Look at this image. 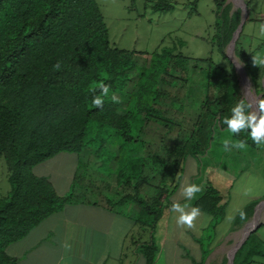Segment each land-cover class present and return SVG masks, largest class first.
<instances>
[{"label": "trees", "instance_id": "1", "mask_svg": "<svg viewBox=\"0 0 264 264\" xmlns=\"http://www.w3.org/2000/svg\"><path fill=\"white\" fill-rule=\"evenodd\" d=\"M199 1L192 3L194 8ZM213 1L217 34L209 43L220 55L218 66L212 55L185 57L176 47L163 44L152 53L118 48L97 0H0V157L11 184L10 193L0 199V264H17L7 248L75 202L92 179L105 178L99 171L107 169L106 163L113 167L112 183L123 192L119 203H134L139 208L137 223L155 229L169 208L168 196L186 157L207 148L206 142L210 145L217 124L226 129L220 121L241 100L236 68L225 54L241 22V11L231 14L227 0ZM251 1H246L249 10ZM177 5L168 0L146 4L162 14L174 12ZM236 48L257 92L264 94L261 74L250 73L251 53L244 51L240 41ZM222 59L229 69L220 65ZM191 61L208 64V69L193 68L206 76L207 88L213 84V69L219 72L222 96L212 102L206 92L204 103H195L200 105L196 122L190 118V127L185 128V119L177 118L183 110L181 100L173 99L169 88L182 80V67ZM100 83L110 89L102 109L92 105V88L96 86L99 94ZM113 95L119 103L111 100ZM152 125L166 135L158 140L149 137ZM248 131L233 138L257 149ZM170 134L175 137L169 143L164 139ZM135 146V153L143 154L136 161L123 155V148H130L131 154ZM85 152L90 154L88 162L81 159L66 196L59 195L49 179L34 173L36 166L61 153L80 157ZM226 206L212 185L194 203L213 215L212 228L224 218ZM258 206L257 201L249 203L243 208L246 219L237 214L235 224H245ZM254 237L255 232L239 249L235 264L255 263L261 252L254 246ZM157 251L154 243L143 245L147 264H155Z\"/></svg>", "mask_w": 264, "mask_h": 264}, {"label": "crops", "instance_id": "2", "mask_svg": "<svg viewBox=\"0 0 264 264\" xmlns=\"http://www.w3.org/2000/svg\"><path fill=\"white\" fill-rule=\"evenodd\" d=\"M250 11L251 6L249 14ZM253 20L249 16L247 22ZM214 143V139L210 145L206 142L207 148L186 157L174 190L168 196L169 208L154 230L137 223L139 208L134 203H119L123 192L119 193L120 189L115 187L116 199H112L115 203H110L107 196L105 201L89 198L86 193L78 194L75 202L45 219L22 240L11 244L7 254L16 259L17 264H147L142 247L154 243L158 249L155 264H190L194 258H199L198 264H204L209 255L222 258L224 255L217 251L220 244L241 234L257 210V222L264 217V175L260 167L264 146L225 151L223 140H220L219 148L212 151ZM235 153L238 162L226 166L223 160ZM209 155L212 156L208 158ZM80 162L77 155L61 153L36 166L34 173L49 179L57 193L66 196L71 191ZM187 184L202 185L204 190L197 193L194 200L185 201L180 193L181 186ZM207 184L219 190L227 201L224 218L212 228L213 215L201 211L195 228H181L176 224L178 213L171 211L172 204L189 203L194 207L195 201L206 192ZM254 201L259 202L254 215L243 225L235 224L232 217L237 216V210ZM210 228L214 239L206 233ZM206 237L210 244L207 250L203 245ZM65 244L71 245L70 251L65 249Z\"/></svg>", "mask_w": 264, "mask_h": 264}, {"label": "rangeland", "instance_id": "3", "mask_svg": "<svg viewBox=\"0 0 264 264\" xmlns=\"http://www.w3.org/2000/svg\"><path fill=\"white\" fill-rule=\"evenodd\" d=\"M168 1L176 2L178 5L176 6L174 12L167 14L153 12L151 7L146 6L147 0H97V3L99 4L106 19L111 39L118 48L129 51L152 53L163 44V47H176L177 53L180 52L185 57L206 59L212 55L215 65L218 66V63L220 62V55L213 51L212 45L209 43V41L213 40L217 34L215 26V2L213 0H201L197 3V7L194 8L192 3L195 2V0ZM246 1L248 0H244L245 3ZM184 4L186 6H184ZM226 5L232 6L231 14L241 11L242 16V8L240 5L235 4L234 0H227ZM192 9H196L195 11L197 13L193 11L195 14L190 15ZM249 16L250 19L254 20L247 22L244 27L243 34L238 41H240V46L246 53H251L250 73L255 76L261 74L259 82L264 86V74L262 73L264 70L262 71V68L258 66H253L252 62V54L257 51L264 50V37L259 35L258 29V25L260 23H264V0H252ZM179 42H183L184 45L179 46ZM228 46L225 50L227 58L229 57ZM236 53L237 48L235 50L236 59L240 66L245 69V76L249 81V90L253 94L255 91L257 92V89L255 88L244 63L240 60V58H238ZM220 65L229 69L228 62L223 59ZM194 66L208 69L207 63H197L193 61L188 62L182 67L184 69L182 80L175 82V85L169 88L173 99L179 98L181 100L183 110L179 112L177 118L179 120L182 118L185 119L183 125L185 128L190 127V122H188L190 118L194 123L196 122V120L194 121L197 116L195 115V112L198 108H200L199 104H196L197 106L195 105L196 102L201 104L204 103L207 93L209 94L212 102H216L222 96V90L218 87L219 83L217 82L221 79L219 72L213 69V77L211 79L213 84L207 88L206 76L199 72H195L193 69ZM237 75L239 81L238 92L241 94V99H245V86L242 83L241 76L238 73ZM257 94L259 93L257 92ZM255 99L256 97L254 96L251 101L254 102ZM147 132L149 137L154 138L155 140H158L166 135L164 130L156 125L150 126ZM173 137H175V134H170L164 140L170 143ZM229 137L230 134L226 132V129L220 130V125L217 124L212 137L215 141L212 151L219 148V145L217 144H219L220 140H224ZM231 138L234 139L233 136H231ZM134 148V150H131L133 151L131 154L129 153L130 148H123L125 152L123 155H126L128 158L131 157V159H135V161L138 160L139 157L143 158V154L140 151L135 153L137 147L135 146ZM89 155V152H85L79 157L82 159V163L88 162ZM210 156L212 155H209L208 158ZM215 158L217 159V156H215ZM238 160L239 158L235 153L227 156L223 162L227 166L238 162ZM4 161L5 160L0 157V199L6 197L9 194V191H11L9 179H5V174H7L8 177V172ZM106 164L110 165V163ZM106 164L105 168L107 169L103 171H99L100 169L98 170L96 168V170L104 174L105 178H100L99 180L92 179L90 187L88 186L89 184H86L88 187L83 190V193H86V195L88 194L87 196L89 198L91 197L105 200V196H107L110 200L114 198L116 199L115 183H112V180L114 181V174L110 171L113 167L112 165L107 167ZM260 167L264 175V159L261 161ZM221 172L224 171L222 170ZM209 185L210 184H207L206 187H209ZM107 186L110 187L107 188ZM112 195L114 197H112ZM260 222L263 223L261 224V227L255 231L253 242L254 246L260 250L261 253L254 257V264H264V217H261L257 223ZM212 225L213 224H211V227ZM243 230L241 231V234L239 233L236 235L237 237H234V239L230 242L220 244L217 251L224 255L222 258H212L210 255L208 256V254H205V257L208 256V258L205 259L206 261L204 264H228V256L232 248L243 239ZM206 233L210 237L213 236L214 239V232L212 228H210ZM203 245L206 247V250L209 248L210 244L207 237L205 238ZM194 259L190 261L193 263L196 262L197 264L200 263L199 258ZM190 261L189 263L191 264Z\"/></svg>", "mask_w": 264, "mask_h": 264}, {"label": "clouds", "instance_id": "4", "mask_svg": "<svg viewBox=\"0 0 264 264\" xmlns=\"http://www.w3.org/2000/svg\"><path fill=\"white\" fill-rule=\"evenodd\" d=\"M259 35L264 37V23L258 25ZM253 66H258L264 68V50L257 51L252 54ZM56 69L60 68L59 62L54 65ZM109 86L104 83H100L98 87L99 94L97 92V87L93 86L92 91L94 93L92 99V105L96 108H103L106 97L109 95ZM111 100L115 103H119V99L113 95ZM230 115L223 117L222 123L226 125V132L230 134V137L223 140V147L225 151L245 150L248 145L246 140L232 139L231 136H238L243 131H248V134L254 144L257 146L264 145V99H258L256 105H252L245 99L238 101L231 109ZM204 190L202 185L197 184H187L181 186V195L185 201H192L196 198L197 193ZM171 211L178 213L176 217V224L181 228L193 229L195 228V221L201 215V209L199 207H192L189 203L180 204L174 202L172 204ZM238 215L240 218L246 219V213L241 208L238 209ZM233 219L235 217H232ZM66 250L71 249L70 244L64 245Z\"/></svg>", "mask_w": 264, "mask_h": 264}, {"label": "water", "instance_id": "5", "mask_svg": "<svg viewBox=\"0 0 264 264\" xmlns=\"http://www.w3.org/2000/svg\"><path fill=\"white\" fill-rule=\"evenodd\" d=\"M235 4H238L241 6L242 8V18H241V22L239 24L238 29L235 31L233 38L231 40V42L229 43L228 49H229V59L230 61L233 63V65L236 68V72L241 76L242 78V83L245 86V93L244 95L246 96V100L248 102H250L252 105H256L258 102V99H262L264 94H257V92L255 91L253 94L250 92L249 90V81L248 78L245 76V69L242 68L239 64V62L236 59L235 56V50H236V46H237V42L241 36V33L244 29V25L248 20L249 17V9L247 4L244 2V0H234ZM264 81V80H263ZM254 96L256 97L255 101L252 102L251 99L254 98ZM263 206V205H262ZM260 206L259 209L262 207ZM257 212L255 213V216L253 218V220L247 224V226L244 228V236L242 241L237 244L235 246V248L232 250L231 255L229 257V262L228 264H235V257L237 252L239 251V249L246 243V241L249 239V237L255 232L257 231V229H259L261 227V223H257Z\"/></svg>", "mask_w": 264, "mask_h": 264}]
</instances>
